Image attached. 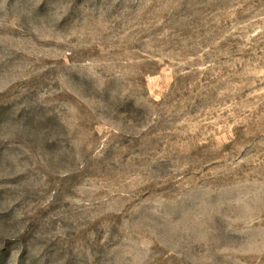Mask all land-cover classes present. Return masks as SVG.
Here are the masks:
<instances>
[{"label": "rangeland", "instance_id": "rangeland-1", "mask_svg": "<svg viewBox=\"0 0 264 264\" xmlns=\"http://www.w3.org/2000/svg\"><path fill=\"white\" fill-rule=\"evenodd\" d=\"M0 264H264V0H0Z\"/></svg>", "mask_w": 264, "mask_h": 264}]
</instances>
